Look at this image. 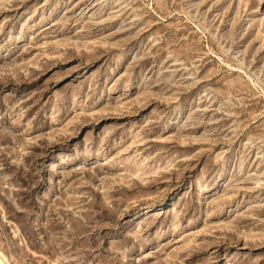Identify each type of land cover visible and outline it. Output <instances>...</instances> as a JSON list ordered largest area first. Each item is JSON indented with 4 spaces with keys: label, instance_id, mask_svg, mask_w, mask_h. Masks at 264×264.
I'll return each mask as SVG.
<instances>
[{
    "label": "rangeland",
    "instance_id": "374dc122",
    "mask_svg": "<svg viewBox=\"0 0 264 264\" xmlns=\"http://www.w3.org/2000/svg\"><path fill=\"white\" fill-rule=\"evenodd\" d=\"M5 264H264V0H0Z\"/></svg>",
    "mask_w": 264,
    "mask_h": 264
},
{
    "label": "bare ground",
    "instance_id": "6f19581e",
    "mask_svg": "<svg viewBox=\"0 0 264 264\" xmlns=\"http://www.w3.org/2000/svg\"><path fill=\"white\" fill-rule=\"evenodd\" d=\"M5 257H3V255L2 254H0V264H5V259H4ZM7 264V263H6Z\"/></svg>",
    "mask_w": 264,
    "mask_h": 264
}]
</instances>
